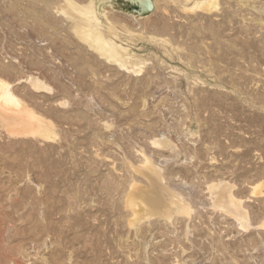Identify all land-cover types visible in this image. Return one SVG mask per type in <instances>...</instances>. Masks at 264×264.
Listing matches in <instances>:
<instances>
[{
	"label": "rangeland",
	"instance_id": "obj_1",
	"mask_svg": "<svg viewBox=\"0 0 264 264\" xmlns=\"http://www.w3.org/2000/svg\"><path fill=\"white\" fill-rule=\"evenodd\" d=\"M64 1L0 0V79L51 136L0 118V264H264V0H92L136 69L74 29L64 8L90 0ZM145 158L191 213L131 223Z\"/></svg>",
	"mask_w": 264,
	"mask_h": 264
},
{
	"label": "bare ground",
	"instance_id": "obj_2",
	"mask_svg": "<svg viewBox=\"0 0 264 264\" xmlns=\"http://www.w3.org/2000/svg\"><path fill=\"white\" fill-rule=\"evenodd\" d=\"M91 1L92 0H90V4H88L89 6L84 7H79L72 1H64L68 2V5L64 8L63 11H65V13L70 17V19L74 20V29L78 32L81 39L88 42L89 47H92L103 59H106L108 62L115 66L127 69L130 66L131 69H136L135 67L137 65H142V63H139L136 60V56L134 54L133 55L135 57L132 54L128 53L127 50L121 45H118L111 39H106L104 37L102 33L103 30L101 31L102 27L100 28L101 24L99 21V17L97 16L94 4L91 3ZM217 1L218 0L195 1L193 3V6L187 9L189 11H209L212 8L218 7ZM78 4L80 5L81 3ZM143 7L145 8V6ZM108 28L111 29V27ZM111 35L113 36V34ZM7 83L0 79V118L3 119L4 128L6 129V132H8V134L13 137L33 136L44 137L47 139L51 138L50 130H48L47 128L46 120L41 118L40 115L33 110V108L31 109L23 101V99L21 100V97L18 98L13 93V90L11 89L12 87ZM42 84L43 83L41 82H36L35 86L36 88H44V84ZM149 159L145 158L143 167L137 168L135 172L138 171L143 174L145 178L150 182V186L148 188H144L139 186L136 183V180H132L136 184L132 185V187L129 189L130 192L126 196V206L131 210L132 214H129L133 217L131 223L141 221L144 218H148L154 215L171 219L173 217V212L183 215L189 214L190 204L188 205V201L186 202L184 197H181L179 193L176 194L174 193L175 191L173 192L171 189H168L163 186L162 179H165L162 178L163 174L160 172L157 166L155 167L151 163ZM141 164H143L142 160ZM164 183L166 182L164 181ZM146 185H148V183ZM210 188L212 193L217 196V205L220 204L219 207H221L224 211H226L232 216H239L237 212L241 211L242 203L238 202V199L235 200V197L233 198L229 191V186L227 184L214 185ZM164 192H166V194L169 196V200L167 197H165L167 195L164 196ZM255 193H257V191H255ZM260 194L262 193L260 192ZM164 197L167 199H165ZM244 210L245 209H242V212L244 214L243 218L247 220L249 216L248 213ZM261 226L264 228V223L261 224Z\"/></svg>",
	"mask_w": 264,
	"mask_h": 264
}]
</instances>
